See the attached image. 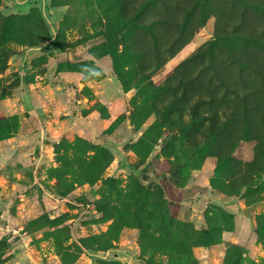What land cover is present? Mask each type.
I'll list each match as a JSON object with an SVG mask.
<instances>
[{"label": "rangeland", "instance_id": "374dc122", "mask_svg": "<svg viewBox=\"0 0 264 264\" xmlns=\"http://www.w3.org/2000/svg\"><path fill=\"white\" fill-rule=\"evenodd\" d=\"M190 251L264 264V0H0V264Z\"/></svg>", "mask_w": 264, "mask_h": 264}, {"label": "crops", "instance_id": "0c3cea01", "mask_svg": "<svg viewBox=\"0 0 264 264\" xmlns=\"http://www.w3.org/2000/svg\"><path fill=\"white\" fill-rule=\"evenodd\" d=\"M59 12H60V10H54V12H53V16L51 17V25H54L56 22H57V17H58V15H59ZM40 48V46H38V47H36V49H39ZM50 61H52V60H50L49 59V62ZM48 62V63H49ZM53 62V61H52ZM52 62H50L51 64L50 65H52ZM48 63H46V64H48ZM49 73L50 72H52V73H56V67H54V69H52V70H50V71H48ZM48 72L46 71L45 72V74L44 75H39L41 78H43V77H46L47 76V74H48ZM70 77H69V80H74L75 78H73L72 77V75H74L73 73L70 75V73H67ZM58 75H61V77L62 76H64V73L63 72H57L56 74H55V77L56 76H58ZM68 75H67V77H68ZM76 80V79H75Z\"/></svg>", "mask_w": 264, "mask_h": 264}, {"label": "water", "instance_id": "95a60500", "mask_svg": "<svg viewBox=\"0 0 264 264\" xmlns=\"http://www.w3.org/2000/svg\"><path fill=\"white\" fill-rule=\"evenodd\" d=\"M259 204H261V202H258V203H255V204H252L251 206H248L246 208L243 209V214L246 215V216H250L251 215V211L256 207L258 206Z\"/></svg>", "mask_w": 264, "mask_h": 264}, {"label": "trees", "instance_id": "16d2710c", "mask_svg": "<svg viewBox=\"0 0 264 264\" xmlns=\"http://www.w3.org/2000/svg\"><path fill=\"white\" fill-rule=\"evenodd\" d=\"M257 202L256 200L253 201V203ZM188 260L186 261V263H190V264H196V260L194 259L193 254L191 253V251L188 253Z\"/></svg>", "mask_w": 264, "mask_h": 264}]
</instances>
